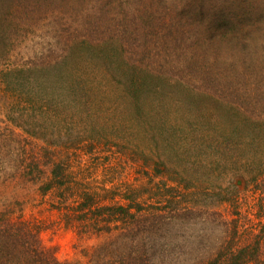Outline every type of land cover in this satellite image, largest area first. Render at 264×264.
Instances as JSON below:
<instances>
[{
    "label": "rangeland",
    "instance_id": "obj_1",
    "mask_svg": "<svg viewBox=\"0 0 264 264\" xmlns=\"http://www.w3.org/2000/svg\"><path fill=\"white\" fill-rule=\"evenodd\" d=\"M27 4L0 0V216L87 264L132 217L94 236L73 206L137 197L157 260L264 264V0Z\"/></svg>",
    "mask_w": 264,
    "mask_h": 264
},
{
    "label": "trees",
    "instance_id": "obj_2",
    "mask_svg": "<svg viewBox=\"0 0 264 264\" xmlns=\"http://www.w3.org/2000/svg\"><path fill=\"white\" fill-rule=\"evenodd\" d=\"M10 2H15L17 5L22 3L31 5L34 0H9ZM202 10V9H201ZM207 12V11H206ZM210 12V14H209ZM206 13H201L205 20L211 21L214 19H231L233 16L227 14L225 10L222 13L218 12L214 15V11H209ZM240 14L245 16H250L251 14L238 13L236 17H240ZM241 15V16H242ZM213 21V20H212ZM136 100V99H135ZM72 110L78 112L79 109L76 104H70ZM137 106L135 107V109ZM53 112H57V109H53ZM38 167V163L36 165ZM42 172V169L38 171ZM31 175L33 172L31 171ZM48 185V184H47ZM44 185L45 190L50 189L51 184L47 187ZM65 196V197H64ZM63 199H67L65 194ZM93 196L83 198L82 201L73 206L72 210L74 213L81 214L82 218L85 215H91L90 224L85 225V232L92 234L94 236H99L102 234H113L116 233L115 228H117L116 221L121 220L122 217H132L131 222L127 220L129 229L117 230L119 235L116 238L103 242L96 247L92 254L90 255V260L87 264H183L175 262H165L156 259V255L165 253L162 251L161 247L153 243L147 246L142 242V235L147 229H143L142 226H136L139 228L137 231L134 226L135 214L141 208V202L136 197L131 198V202L128 205L123 204H113V205H97L95 207V201L91 200ZM92 207H95L91 210ZM136 208L135 212L131 210ZM91 211V212H90ZM7 212V210H6ZM12 215L9 213H4L0 216V264H79L71 262H61L57 259L55 251L51 248H46L40 239V231L34 227L30 222L24 220H14L11 218ZM122 229V228H121ZM143 229V230H142ZM150 229V228H149ZM129 230V231H127ZM147 247H146V246ZM260 241H258L256 251H255V261L259 263L261 248ZM235 247V246H234ZM224 247L222 249V257L218 259H209L204 261H197L188 264H249L252 262L253 258L251 250L246 247L237 249L236 247Z\"/></svg>",
    "mask_w": 264,
    "mask_h": 264
}]
</instances>
